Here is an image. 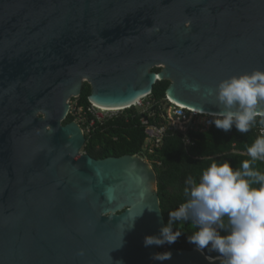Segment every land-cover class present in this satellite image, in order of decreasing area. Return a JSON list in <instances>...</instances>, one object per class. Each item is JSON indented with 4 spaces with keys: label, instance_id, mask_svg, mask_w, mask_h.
Segmentation results:
<instances>
[{
    "label": "water",
    "instance_id": "water-1",
    "mask_svg": "<svg viewBox=\"0 0 264 264\" xmlns=\"http://www.w3.org/2000/svg\"><path fill=\"white\" fill-rule=\"evenodd\" d=\"M253 71L264 0H0V264H223L145 247L165 226L151 165L91 158L63 121L85 83L124 111L167 81V100L216 113L205 90Z\"/></svg>",
    "mask_w": 264,
    "mask_h": 264
},
{
    "label": "clouds",
    "instance_id": "clouds-1",
    "mask_svg": "<svg viewBox=\"0 0 264 264\" xmlns=\"http://www.w3.org/2000/svg\"><path fill=\"white\" fill-rule=\"evenodd\" d=\"M191 90L198 92L200 86L193 84ZM204 94L214 95L221 108L212 113L216 118L211 123L217 129L227 133L234 127L243 134L257 117L264 124V72L230 77ZM246 151L250 159L243 160L239 169L234 170L227 162H213L202 171L198 183L189 177L184 189L187 202L169 212L158 235L144 237V246L174 244L183 233L174 231L172 224L191 219L197 230L187 236V242L197 251H215L223 257V264H264V173L253 167L257 161H264V135ZM221 230L227 234L221 235ZM152 259L166 261L171 253H156Z\"/></svg>",
    "mask_w": 264,
    "mask_h": 264
},
{
    "label": "trees",
    "instance_id": "trees-1",
    "mask_svg": "<svg viewBox=\"0 0 264 264\" xmlns=\"http://www.w3.org/2000/svg\"><path fill=\"white\" fill-rule=\"evenodd\" d=\"M159 71L160 69H153L155 73ZM168 86L167 81L155 83L144 102H164ZM89 96L90 86L85 83L78 98L79 105L84 110L90 107ZM156 111H158L157 107L154 108V112ZM144 116L146 115H142L141 110L131 107L110 118L102 120L93 118L92 131L85 134L82 152L95 160L123 156H141L146 159L156 175V190L165 225L169 212L177 210L181 204L187 202L188 198L184 195V189L188 186L186 181L189 177L198 183L202 171L213 162L217 164L227 162L234 170L239 169L243 160L250 159L247 155V147L251 146L257 137L264 135L261 133L264 124H261V118L257 117L246 133H238L234 127L225 133L212 124L205 133H189L187 145L181 136L166 133L159 148L154 149L152 153H147L144 149V126L141 125V119ZM73 120V117L68 115L63 125L72 123ZM148 123L154 124L151 119ZM253 167L264 173V161H257ZM253 187H259V185H253ZM224 220L227 224L226 217ZM172 228L183 234L174 244H166L165 249L190 251L195 248L187 242V236L197 230L191 219L187 222H174ZM220 234L226 235L227 232L221 230ZM164 248H160L159 252ZM203 253L212 259L223 258L219 253L209 249L203 250Z\"/></svg>",
    "mask_w": 264,
    "mask_h": 264
},
{
    "label": "built area",
    "instance_id": "built-area-1",
    "mask_svg": "<svg viewBox=\"0 0 264 264\" xmlns=\"http://www.w3.org/2000/svg\"><path fill=\"white\" fill-rule=\"evenodd\" d=\"M146 103V102H145ZM141 106V102L139 103ZM157 107L158 111L154 112ZM141 114L146 115L141 119V125L144 126L145 144L144 149L147 153H152L154 149L159 148L166 133L179 135L187 145L189 144V133H205L212 126L211 121L216 118L212 114H206L191 108L175 104L164 98V102H148L141 106ZM97 109L90 107L84 110L78 102V98H72L69 101L68 115L73 117V122L78 124L82 132L89 134L94 124L93 118L102 120ZM149 119L154 124L148 123ZM264 133V129L261 130ZM143 159V157H141Z\"/></svg>",
    "mask_w": 264,
    "mask_h": 264
},
{
    "label": "rangeland",
    "instance_id": "rangeland-1",
    "mask_svg": "<svg viewBox=\"0 0 264 264\" xmlns=\"http://www.w3.org/2000/svg\"><path fill=\"white\" fill-rule=\"evenodd\" d=\"M146 99L147 98H145V99H143L142 101H141V106H143L144 104H146V103H148V102H144V100L146 101ZM144 102V103H143ZM141 106H139V104H136V105H134L133 107H135L136 109H139L140 110V108H141ZM99 111V110H98ZM121 111H115V112H102V111H100V112H98L99 113V116H100V118H110V117H112V116H115V115H118L119 113H120ZM81 153H83L82 151H81ZM145 163H147V164H149V162L146 160V159H142ZM150 165V164H149Z\"/></svg>",
    "mask_w": 264,
    "mask_h": 264
},
{
    "label": "bare ground",
    "instance_id": "bare-ground-1",
    "mask_svg": "<svg viewBox=\"0 0 264 264\" xmlns=\"http://www.w3.org/2000/svg\"><path fill=\"white\" fill-rule=\"evenodd\" d=\"M91 104H92V107L102 112H115V111H119L123 109V107H116V108L102 107L93 102Z\"/></svg>",
    "mask_w": 264,
    "mask_h": 264
}]
</instances>
